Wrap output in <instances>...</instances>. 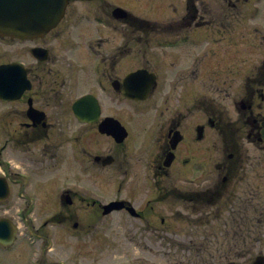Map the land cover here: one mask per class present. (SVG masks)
I'll list each match as a JSON object with an SVG mask.
<instances>
[{
  "label": "flooded vegetation",
  "instance_id": "1",
  "mask_svg": "<svg viewBox=\"0 0 264 264\" xmlns=\"http://www.w3.org/2000/svg\"><path fill=\"white\" fill-rule=\"evenodd\" d=\"M77 3L94 7L79 11ZM96 31L107 36L93 40ZM74 33L91 35L84 45L94 61L62 59V43ZM131 39L144 44L139 46L147 52L142 60H129ZM35 41L47 48L48 57L27 65L31 88L18 99H0V106H8L0 109V134L6 136L0 165L14 189L1 210L15 213L19 207L27 221L22 251L0 252V264H69L58 239L74 244L76 258L82 231L91 228L97 208H103L80 190L82 179L95 183L97 166L108 167L114 178L140 177L134 165L143 162L155 193L123 199L126 207L138 210L126 231L128 240L144 249L153 243L155 255L169 261L156 264L219 259L213 246L230 231L234 236L226 242L261 245L252 255L237 254V264H242L238 258L254 264L264 257V221L255 220L257 211L236 222L237 196L252 202L262 192L247 173L237 177V172L250 149L264 150V0H68L58 25ZM51 50H56L52 59ZM137 70L141 74L135 82L150 86L147 97L139 99L126 92ZM86 81L91 88L73 96ZM88 93L95 103L80 109L91 118L82 121L74 102ZM7 148L13 157L4 155ZM211 148L220 150L212 184ZM175 175H185L186 188L176 184ZM35 176H59L62 182L51 214H41L31 189ZM152 201L162 205L157 208ZM81 211L89 213V221L78 220ZM204 251L210 256L199 255Z\"/></svg>",
  "mask_w": 264,
  "mask_h": 264
},
{
  "label": "rangeland",
  "instance_id": "2",
  "mask_svg": "<svg viewBox=\"0 0 264 264\" xmlns=\"http://www.w3.org/2000/svg\"><path fill=\"white\" fill-rule=\"evenodd\" d=\"M76 7L79 9V11L86 10L88 8L94 7V5L89 4H76ZM94 26L100 28V26L94 22H91ZM89 28L91 26L89 25ZM101 28H106L101 26ZM100 28V29H101ZM99 31H96L92 34L93 39L99 40V36H102L98 34ZM74 37L75 33L69 37H65L66 41L62 43V53H63V60H70V61H94V54L87 52L88 45H84V41L89 40V37L91 36L89 33L87 34H78ZM80 37H83L82 39ZM106 38V37H105ZM36 41L33 42L32 40H16V39H10V38H2L0 39V62L4 61H10V60H21L24 61L25 64H34L35 58L30 52V48L33 45H36ZM130 46H132L133 49L129 51L130 57L129 60L133 61L139 59L142 60L141 56L142 54L147 56V52H141L139 49L140 45L137 40L131 39L129 42ZM64 48V49H63ZM56 54V50H51V59L53 58V55ZM32 63V64H31ZM87 84V86H86ZM91 88V84L89 82H85L81 87L77 88L76 90H73L74 94L73 96H77L80 93L84 92L85 90H88ZM8 106H0V109L3 111ZM153 118H151V122H153ZM9 119L3 117L2 122L3 124L8 123ZM133 123V119H131V124ZM4 135V132H3ZM4 137L0 134V144L4 141ZM146 151H148L145 148ZM132 152V149H131ZM5 156L13 157L14 154L11 151L10 148L6 149V152L4 153ZM220 156V150L219 149H210V184H212L213 179L218 176V170L216 167V161L218 160ZM249 160L246 161V164H241L239 167L240 169L237 172L238 176H244L245 173H247V179L248 180H255L256 187L262 190L260 196H257L253 202L249 201L245 196H238L237 197V224L243 223L244 219L242 216H244L246 213L248 215L253 214L257 211L254 215L257 216L258 219L264 221V213L261 212V206H264V150L262 149H250L249 150ZM134 162V161H133ZM143 162L142 164L134 165L136 166L134 168V171L139 170L140 177L135 176L134 174H129L128 178L118 179L114 178L111 174V170L107 168H97L96 170V186L95 189L90 187L89 182L82 180L80 182L79 188L82 191H88L95 194L98 199L101 201H108L113 198H127L130 195H138L142 196L144 198L145 196L151 197L155 193V184L153 181V178L148 175L149 169L148 164ZM174 167L172 169V172H177ZM83 172V171H82ZM183 172H186L185 168H183ZM20 177V176H18ZM177 177V180L175 181L176 184L180 187L186 188L187 182L185 180V175L182 179H179V175H175ZM62 185V182L59 178V176L53 177V178H41L40 176H35L34 180L32 181L31 189L34 190L36 194V198L38 201V205L41 210L42 215L51 214L56 209V205L58 204L56 197L58 196V191L60 186ZM244 183L238 184L237 188L243 189ZM94 189V191L92 190ZM138 203V201H134L133 204ZM151 204H154L157 208L162 205V203H156L154 201L151 202ZM253 204L255 206H258L256 210L253 208L251 209L250 205ZM166 207H168L169 204L167 202L164 204ZM167 212H163V215H167L169 213V210L166 209ZM84 214H86L85 211H81L79 213L78 220L81 223H84V221H89V216L87 215V219L84 218ZM159 214V213H158ZM260 214V215H259ZM262 214V215H261ZM250 218V217H249ZM159 220V218H156ZM126 226V227H125ZM127 226L132 227L133 225L131 222H129V215L125 211H113L109 214L104 215L101 212L97 215V221L95 223V226L93 227V233H95V238L91 242H84L85 240L82 239L81 244V251L79 252V257L73 261L72 257L73 252L72 250L67 247V239L61 238L58 239L59 243L62 244L66 256H70L69 259H67V262L69 264H126V263H133V264H156L157 262L162 263H169L166 257H158L155 255L154 247H156L153 243H150V245H146V249H144V245L139 244L137 240H135L133 243H126L125 239L128 240L129 237L126 231ZM264 229V228H263ZM228 231V230H226ZM264 231V230H263ZM133 235V234H131ZM228 235V234H227ZM234 236L233 232L230 231L229 238ZM236 239L235 237H233ZM228 237L225 235V241L220 242L219 244L215 245V247H218V251H216V256H219L218 258L215 257H208L205 260L194 258L193 264H224L226 262V259L229 258V252L232 253L231 261H237V254L241 252H247L250 253L248 255H252L253 253H257L258 249L260 248V244L257 242L250 243L247 241V243H229L226 242ZM127 245V248H126ZM67 247V248H66ZM17 252L20 253L22 251V245L20 242L15 246L13 250L10 252ZM32 253V250L30 251ZM203 254L210 256L209 251H204L203 253L199 254L203 256ZM227 258H225V257ZM240 258H238L239 260ZM254 259V258H252ZM244 260H247V258L244 257ZM244 260H240L242 264H244ZM252 261H247L246 264H251Z\"/></svg>",
  "mask_w": 264,
  "mask_h": 264
},
{
  "label": "water",
  "instance_id": "3",
  "mask_svg": "<svg viewBox=\"0 0 264 264\" xmlns=\"http://www.w3.org/2000/svg\"><path fill=\"white\" fill-rule=\"evenodd\" d=\"M9 0H0V35H11V36H19V37H27L37 34L38 32H44L51 25H53L56 21L49 20V22L44 23L41 19L38 18L39 16V8L43 5H48L50 3H56L59 0H40V2L36 5L35 10L31 9L29 3L23 2V1H17V3H7ZM16 1V0H15ZM50 1V2H49ZM11 4V5H8ZM16 5V10L13 11L14 5ZM56 4H53V8L56 9ZM4 5V6H3ZM6 5H8L6 7ZM28 6L27 8H22V6ZM64 6V0H61L60 7L58 11H62ZM8 11H13L12 18L7 17ZM33 11V12H32ZM42 25L40 28L37 26ZM39 30L36 31L33 30ZM17 66L18 68H16ZM0 95H9L11 92H14L18 89V87L23 86V88L28 86V80L26 78V70L22 68L19 64L11 65H5L0 67ZM22 88V90H23ZM21 90V91H22ZM20 91V92H21ZM15 95V94H12ZM87 98V97H86ZM86 98H83L86 99ZM0 229L4 231L7 229L5 224H0ZM14 229L11 228V230H8L9 232H12L11 235L7 238H13L14 237ZM1 233V231H0ZM10 240H3V242L11 241Z\"/></svg>",
  "mask_w": 264,
  "mask_h": 264
}]
</instances>
